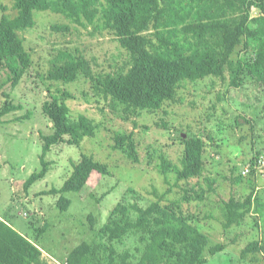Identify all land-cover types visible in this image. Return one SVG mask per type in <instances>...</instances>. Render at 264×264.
<instances>
[{"label": "rangeland", "instance_id": "1", "mask_svg": "<svg viewBox=\"0 0 264 264\" xmlns=\"http://www.w3.org/2000/svg\"><path fill=\"white\" fill-rule=\"evenodd\" d=\"M3 14H17L12 0H0V19ZM258 14V9L251 12L252 17ZM34 18V27L19 31L32 63L16 86L0 62V112L9 103L21 106L0 121V220L33 241L44 258L65 264L69 252L82 242H107L101 229L119 204L132 210L134 204L147 207L159 202L171 207L176 202L178 212L207 236L205 264H264V251L242 252L253 241L264 246V84L246 66L255 58L254 48L241 43L222 77L185 81L174 101L126 117L120 105L95 87L108 72L125 69L129 60L114 30L100 20L78 23L52 10H36ZM146 34L152 36L151 31ZM71 56L87 59L91 75L80 74L68 83L49 80L53 64ZM235 79L239 86L233 84ZM54 96L67 103L72 118L85 114L98 129L80 145L70 144L69 136L54 145L46 155L52 162L48 174L25 190V181L42 168V135L54 132L43 111ZM130 132L137 163L114 147L117 133ZM191 136L205 141L204 174L176 183L171 171L166 180L161 156L181 167L184 138ZM82 154L92 155L108 173L91 172L80 191L47 193L63 187ZM251 193V213L240 224L224 227V201ZM61 196L71 201L67 210L58 206ZM131 216L135 219L137 213L132 210ZM147 242L148 235L129 231L113 243L114 264H122L119 256L125 252L135 263ZM220 243L224 249L210 255L208 249ZM100 260L99 264H109L105 254Z\"/></svg>", "mask_w": 264, "mask_h": 264}, {"label": "trees", "instance_id": "2", "mask_svg": "<svg viewBox=\"0 0 264 264\" xmlns=\"http://www.w3.org/2000/svg\"><path fill=\"white\" fill-rule=\"evenodd\" d=\"M12 9L17 11L15 16L3 14L0 19V62L8 69L14 86L32 63L19 31L34 27L36 10H52L78 23L93 24L100 20L114 30L129 60L125 69L108 72L95 87L120 105L126 117H135L141 110H158L166 101H174L185 81L210 75L222 77L226 66H232L231 57L241 43L254 48L255 58L246 66L256 80L264 84V0H12ZM253 9L259 10L255 17L251 16ZM148 31L152 32L151 37L146 34ZM80 74L91 75V65L84 57L71 56L55 62L48 79L68 83ZM233 84L239 86L236 79ZM18 109H21L18 104H6L0 112V121L3 115ZM43 111L51 119L54 132L42 135V168L25 181V190L48 174L52 162L46 160V155L54 145L63 142L65 136L70 137V144L80 145L86 137L95 136L98 129L85 114L72 118L70 107L57 96L44 103ZM114 139L115 148L122 150L133 163L139 162L132 132L117 133ZM205 147V141L199 136L184 138L181 167L161 156V173L167 180L169 173L175 172L176 183L200 178L206 169ZM105 167L92 155L82 154L63 187L47 193L80 191L91 172L108 173ZM242 176L234 180L241 181ZM70 204L64 196L58 202L61 210H67ZM252 207V193L244 198L232 196L225 200L224 227L240 224ZM132 210L137 213L135 219L131 216ZM132 210L119 204L101 229L100 234L107 242H82L69 252L65 264H99L103 254L108 256L109 264H114L117 250L113 243L129 231L148 235V242L138 261H129L132 254L125 252L119 256L122 264L207 262L204 255L207 236L189 222V216L178 212L176 202H172L171 207H162L159 202L147 207L134 204ZM224 247L221 243L212 246L209 254L215 255ZM259 250L264 251V246L253 241L242 252L246 255ZM0 264L60 263L44 258L33 241L1 219Z\"/></svg>", "mask_w": 264, "mask_h": 264}, {"label": "crops", "instance_id": "3", "mask_svg": "<svg viewBox=\"0 0 264 264\" xmlns=\"http://www.w3.org/2000/svg\"><path fill=\"white\" fill-rule=\"evenodd\" d=\"M3 219V218H2Z\"/></svg>", "mask_w": 264, "mask_h": 264}]
</instances>
